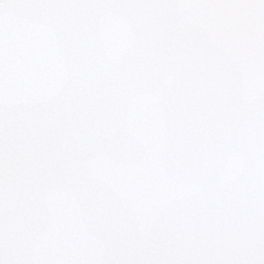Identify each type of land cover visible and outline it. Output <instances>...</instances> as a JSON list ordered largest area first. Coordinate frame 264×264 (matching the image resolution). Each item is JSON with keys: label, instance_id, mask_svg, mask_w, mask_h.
I'll list each match as a JSON object with an SVG mask.
<instances>
[{"label": "snow or ice", "instance_id": "1", "mask_svg": "<svg viewBox=\"0 0 264 264\" xmlns=\"http://www.w3.org/2000/svg\"><path fill=\"white\" fill-rule=\"evenodd\" d=\"M0 264H264V0H0Z\"/></svg>", "mask_w": 264, "mask_h": 264}]
</instances>
